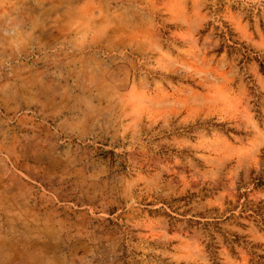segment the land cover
<instances>
[{
	"label": "rangeland",
	"instance_id": "374dc122",
	"mask_svg": "<svg viewBox=\"0 0 264 264\" xmlns=\"http://www.w3.org/2000/svg\"><path fill=\"white\" fill-rule=\"evenodd\" d=\"M254 58L264 0H0V264L264 255Z\"/></svg>",
	"mask_w": 264,
	"mask_h": 264
},
{
	"label": "trees",
	"instance_id": "16d2710c",
	"mask_svg": "<svg viewBox=\"0 0 264 264\" xmlns=\"http://www.w3.org/2000/svg\"><path fill=\"white\" fill-rule=\"evenodd\" d=\"M226 33L228 34L229 37H231L230 32L228 31V28H226ZM220 36L222 38V40L225 39V31H221ZM227 40H230L229 38H227ZM234 44L236 42H233ZM244 48V47H243ZM220 52V51H217ZM243 58L247 59V53H245V51L243 53H241ZM255 61L257 62L258 65V71L264 76V58L263 59H258V58H254ZM258 183H256V186L262 185L263 181L262 180H257ZM211 244H207V247H210ZM213 255L211 254V257ZM255 257V258H254ZM254 258V259H253ZM249 264H264V255L262 254H256L255 252H252V259L249 261Z\"/></svg>",
	"mask_w": 264,
	"mask_h": 264
},
{
	"label": "clouds",
	"instance_id": "9594fccd",
	"mask_svg": "<svg viewBox=\"0 0 264 264\" xmlns=\"http://www.w3.org/2000/svg\"><path fill=\"white\" fill-rule=\"evenodd\" d=\"M8 34H9V35H15V31H14V29H9Z\"/></svg>",
	"mask_w": 264,
	"mask_h": 264
}]
</instances>
